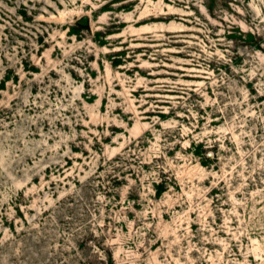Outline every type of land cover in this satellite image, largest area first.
<instances>
[{"label":"rangeland","instance_id":"374dc122","mask_svg":"<svg viewBox=\"0 0 264 264\" xmlns=\"http://www.w3.org/2000/svg\"><path fill=\"white\" fill-rule=\"evenodd\" d=\"M0 264H264V0H0Z\"/></svg>","mask_w":264,"mask_h":264},{"label":"trees","instance_id":"16d2710c","mask_svg":"<svg viewBox=\"0 0 264 264\" xmlns=\"http://www.w3.org/2000/svg\"><path fill=\"white\" fill-rule=\"evenodd\" d=\"M161 191H163V187L162 186H159L158 187V193H160Z\"/></svg>","mask_w":264,"mask_h":264}]
</instances>
